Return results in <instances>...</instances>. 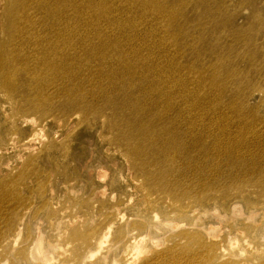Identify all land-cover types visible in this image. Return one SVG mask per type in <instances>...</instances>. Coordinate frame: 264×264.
Wrapping results in <instances>:
<instances>
[{
    "label": "rangeland",
    "instance_id": "obj_1",
    "mask_svg": "<svg viewBox=\"0 0 264 264\" xmlns=\"http://www.w3.org/2000/svg\"><path fill=\"white\" fill-rule=\"evenodd\" d=\"M30 1L0 0V146L11 139L18 143L8 153L10 162L0 166V264H264L262 174L229 180L228 188L205 189L207 179L184 175L181 155L161 157L159 147L152 145L147 156L136 157L114 126L124 114L101 107L117 87L104 78L93 87L87 84L85 91L92 93L84 101L92 108L69 109L74 97L65 98V91L83 82L81 76L68 80L72 77L59 69L62 83L56 93V87H49L56 67L38 64L36 40L68 38L84 39L95 51L123 43L132 66L135 52L155 55L161 30L153 37L146 28L157 20H148L126 0H78L86 10L101 3L114 6L101 26L88 19L77 22L72 11L59 13L61 0ZM205 1L201 8L212 6L209 15L217 30L206 37L202 51L190 55L189 42L184 38L180 43L179 22L163 29L175 33L180 61L213 80L211 96L216 95L222 110L230 111L242 127L244 120L246 129L264 132V77L248 72L238 58V74L228 73L230 63L218 61L217 51L209 47L219 37L229 41L240 26L250 27V42L263 47L264 0ZM164 2L169 9L174 3ZM113 15L123 21L122 35L116 30L121 23L110 21ZM102 30L113 38H100ZM194 34L198 36L196 30ZM28 57L30 71L25 67ZM42 66L50 68L41 72ZM99 66L118 73L111 60ZM211 96L207 111L213 114L216 101ZM257 153L256 161L263 162L264 146ZM147 157L156 161L144 167L141 159ZM252 167L260 170L257 163ZM169 182L176 194H170ZM226 192L228 199L222 197ZM183 193L184 199H175ZM209 194L214 196H205ZM233 204L239 207L233 210Z\"/></svg>",
    "mask_w": 264,
    "mask_h": 264
},
{
    "label": "bare ground",
    "instance_id": "obj_2",
    "mask_svg": "<svg viewBox=\"0 0 264 264\" xmlns=\"http://www.w3.org/2000/svg\"><path fill=\"white\" fill-rule=\"evenodd\" d=\"M172 1L174 3L170 6L171 9L166 7L168 5L164 0H157L156 4H150L152 0L125 1L128 7L136 8L148 20H157L155 25L148 24L146 28L153 37H157V30H161L160 42L156 46L155 55L151 56L147 50L143 53L135 52L132 66H129L127 61L126 47H123V43L116 44L113 48V45L106 44L104 49L95 51L84 39L58 38L48 43L36 40L38 64L56 67V70L52 72L51 81L54 83L49 85L50 90L56 87V93L60 91L57 89V86L62 83L58 78L60 73L72 77L68 80L73 81L76 80L75 77L81 76L83 82L74 83L71 89L66 90L65 98L72 99L73 96L75 99L78 96L81 98L80 101L73 99L69 109L79 107L87 112L92 107L84 100H88L92 92L85 91V86L89 84L93 87L102 78L107 79L109 85L117 87V89L113 95L105 98L101 107L107 110H120L124 114V119L114 126L117 127L121 140L125 142L130 154L142 158L152 151L153 145L159 147L161 157L176 155L177 158L181 155L184 158V175L189 172L196 178L207 179L208 181L203 183L205 189L217 186L228 188L231 180L256 172L262 174L259 177L263 179L264 161H256L257 151L264 146L263 128L246 129L247 123L244 120H241L243 127L235 123L231 112L222 110L216 95L211 96L215 89L213 80L203 76L200 69L185 66L180 61V56L177 57V51L180 52V50L174 44L175 33L170 31L168 35L163 29V25L179 22L177 31L182 37L180 43L184 42V38L189 42L191 45L190 55L200 52L206 37L214 34L215 29L217 30V23L214 24L215 19L209 15L212 6L207 4L206 8H201V5H205V0L200 1L201 5L199 2L188 5L186 0ZM29 4H34V0H31ZM113 8V5L101 3L86 10L78 0H61L59 13L69 14L72 11L77 22L82 20L85 22V19H88L90 23L99 21L101 26L103 20L112 16ZM204 15L208 17L207 20H203ZM113 18L110 21L115 24L121 23L116 30L119 35H122L123 21L121 22L114 15ZM138 27L136 26L134 29L141 31V28ZM95 30L97 31L98 28ZM194 30L198 34L197 37H195ZM103 31L99 32L100 38H113L103 34ZM250 35V27L240 26L236 28V34L228 36L229 41L219 37L214 44L208 45L210 50L217 51L218 61L230 63L225 69L228 73L238 74V66L246 63L248 72L251 71L257 78L264 77V46L252 44ZM249 50L254 52L251 54L253 56L248 55ZM237 58L241 60L240 64H238ZM194 59L199 60L198 57ZM103 60H111L118 73L115 75L109 71L110 69L100 68L99 63ZM31 63L32 61L28 57L25 67L29 71ZM33 64L35 65V63ZM194 65L196 64L194 63ZM206 67L207 65L204 63L203 68ZM49 68V66H42L41 72H45ZM59 69L60 73H58ZM184 70L186 74H184ZM45 93L50 95L46 89ZM95 94H100V91L98 90V93ZM210 96L216 101L215 110L217 113L211 114L207 111V102L210 103L208 100ZM146 102L148 104H142ZM231 121L233 123H230ZM17 146L18 143L14 139L6 142L4 146H0L1 168L10 162L8 153ZM22 156L24 155L20 157ZM160 158L157 163L160 162ZM155 161V158L141 159L144 167ZM256 163L263 172L256 171V168L252 167ZM100 176L106 178L107 173L102 171ZM165 176L167 177V174ZM169 177L170 175L167 178ZM168 184L171 187L170 194H174L175 192L172 193V189L175 187L174 183L169 182ZM205 196H214V194ZM222 197L228 199L229 195L226 192ZM177 198L178 200L184 199V193L175 196V199ZM237 207L239 205L233 204L232 209L236 210ZM136 244L138 249V239H136Z\"/></svg>",
    "mask_w": 264,
    "mask_h": 264
}]
</instances>
